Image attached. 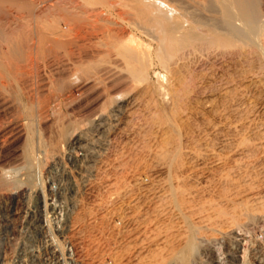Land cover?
Wrapping results in <instances>:
<instances>
[{
	"label": "rangeland",
	"instance_id": "rangeland-1",
	"mask_svg": "<svg viewBox=\"0 0 264 264\" xmlns=\"http://www.w3.org/2000/svg\"><path fill=\"white\" fill-rule=\"evenodd\" d=\"M10 1L6 0L0 4V120L4 124L0 130L3 131L7 126L15 123L20 128H17V132L19 131L17 136L12 135L13 137L7 138L9 134H6L0 139H8L4 143L0 141V264L3 261L10 262L9 264H52V261L62 257H67L64 259L67 264H264V203L259 204L251 199V194L255 192L252 189H256L257 183L264 187V177H262L264 176V61L260 52L250 47H238L229 50L215 48L208 51L201 50L193 53L194 57L185 53V58L181 55L185 61L182 59L177 63L178 65L173 66V71L176 73L173 72L174 76H172L157 61L153 53L155 43L142 29L143 24L140 22L137 25L135 12L132 9L129 11L130 7H128L123 10L125 16L115 18L107 15V17L113 18L114 22L123 26L122 30L128 33V38L134 37V41L152 49H150L151 65L148 66L150 71L147 68V76L143 74L144 80L148 77L147 82L140 80L135 83L137 80H132L126 71H121L122 67L125 70L124 65L114 61L117 58L113 56L111 60L113 63L109 66L114 69L110 71L109 68V74L94 75L95 71H93L89 75H83L85 78L80 77L86 80H80L79 77L74 79L73 74L66 73V69L71 68L73 62L83 55L76 46L91 48L109 44L111 39L116 40L115 34L118 36L121 28H116L114 25L106 26L100 21L97 22L98 24L86 25L84 18L92 19L90 16L88 18V15L84 17L83 14L85 10H90L91 3L89 5L87 0H24V2L19 0L17 4L16 0ZM162 1L177 11L179 9V12H191V14L194 12L188 0ZM86 4L89 5L88 9ZM91 6H94L93 2ZM210 11L202 14V17L212 25L220 15L218 11ZM259 11L264 28V0H259ZM75 20L82 21L77 23ZM67 25L71 28H67L70 32L64 39L57 40L58 38L49 36L50 31H46L50 26L65 28ZM260 39V46L264 50V33ZM108 41L109 43H106ZM11 42L19 46L17 50L20 53L13 59L7 57L11 47L17 48ZM66 43L72 44L73 54L65 52L62 45ZM49 47L53 48L54 57L46 53ZM78 80H80L79 84L84 81L90 83L89 88H92L84 89L89 91H84L83 94L73 90L70 94L71 100H64L65 87L75 86L76 82V86H79ZM178 86L181 87L180 90ZM159 88L161 92L167 90L165 94H170L172 90L171 93H175L172 94L175 98L174 96L172 98L171 94L163 96L164 93H160ZM107 93L108 97L111 96L110 99L106 96ZM112 96L116 101H126L129 105L126 112L117 118V122L114 120L106 126V133L97 135L90 127V121L94 116L106 113L113 106ZM158 96L161 98L159 99ZM175 102L177 105L174 104ZM75 127L86 133V139L89 142L91 140L89 144L95 142L89 147L91 148L92 145V148L95 147L93 154L97 155V158L95 157L94 163L88 167L86 173L79 171L78 163H74V160L69 158V152L66 151L68 156L64 152L68 142V139L64 138V133L73 131ZM81 128L85 130L82 131ZM15 137L17 141H12ZM241 140H244L243 143ZM261 141L263 142L260 143ZM246 143L247 147L251 145L252 149L247 148ZM32 148L36 151V155L41 152L42 163L38 162L40 168L35 166L37 161L31 157ZM241 148L244 149L240 150ZM62 150L65 153L63 155ZM44 152H47V158L44 157ZM52 156L57 159H53ZM173 158L179 161L176 162L178 168L177 166L174 168L176 164L172 163ZM224 158L231 160L229 162L226 160L224 163ZM51 159L55 162L60 160L58 163L60 167L65 166L68 177L62 173L63 170H59L58 175H47L45 170L53 162ZM218 159L221 163H218ZM251 159L257 162L252 163ZM237 165L243 169L238 168ZM232 167L234 169L237 167L235 169L237 171ZM227 172H231L230 177H233L232 173L235 175L231 177L232 184L233 182L238 184H234L235 189L229 188V183H223L225 179L220 181ZM239 180L241 182H237ZM39 181L42 184L35 185ZM58 183L66 187L64 193L66 204L63 211H56L58 212L56 216H52V209H49L51 217L49 216L47 225L42 221L39 223L40 216L36 209V216L24 222L19 219L18 213L27 206L33 210L31 200L27 202L28 205L22 201L21 195L27 192L28 186L36 193H45L48 205L54 208ZM33 185L36 186L35 189ZM158 187L160 194L164 193V198L167 197L161 206L157 205L158 199L154 197ZM181 195L184 197L182 198L184 206L177 207L176 196L181 199ZM223 195H226V198ZM233 197H240L242 201ZM219 198H222L221 201ZM228 198L231 199V204L225 206L223 201ZM188 202L194 205H189ZM252 203L254 207L250 206ZM169 205L173 208L171 209L173 214L166 215L164 211L169 210ZM245 205L249 206L246 208ZM190 206L191 208L194 206L196 210L190 209ZM256 213L260 214L259 217H256ZM64 220L69 222V233L61 234L59 223ZM184 251H186L185 259L182 254Z\"/></svg>",
	"mask_w": 264,
	"mask_h": 264
},
{
	"label": "bare ground",
	"instance_id": "bare-ground-1",
	"mask_svg": "<svg viewBox=\"0 0 264 264\" xmlns=\"http://www.w3.org/2000/svg\"><path fill=\"white\" fill-rule=\"evenodd\" d=\"M4 1H6V0H0V4H2ZM8 1V0H7ZM10 1V0H9ZM19 0H16V4L17 3H19L18 2ZM95 1H97L96 3H95ZM162 0H160V1H158V0H87V2H89V5H90V3H91V5H92V2H93V5L94 6H91L90 5V7H89V9L90 10H88V11H82L83 12V14H84V17L85 16H87L88 15V18H89V16L92 18V19H86V18H84L85 20H83V21H86L85 23H87L86 25H90V24H93V23H97L98 21H100V22H102V23H104L106 26L107 25H114V26H116V28H121V30H119V35L117 36V34H115L116 35V37H114V38H116V40L115 41H113V39H111L112 41L109 43V41L108 42H106V43H109V44H106V45H99V46H94V47H91V48H86V47H83V46H79L78 47V45L76 46L77 47V49L80 51V52H82V56L80 57H78V59L76 60L74 57V59L76 60L75 62H73L72 60V62L74 63V65L73 66H71V68H67L66 69V73H70V74H73V76H74V79H77L78 77L80 78L81 76H82V78L84 77L83 75H89V73L91 72H93V71H95V74L94 75H97V74H103V76H104V74H109L108 73V70H110L109 68H111L110 66H109V64H111V63H113V61H111V60H113L112 59V56L113 57H116L117 59L116 60H114V61H116V62H120L121 64H123L124 65V69L125 70H123V67H122V69H121V71H126V73L128 74V77H130V78H132V80H137V82H135V83H138L140 80H141V82H142V80H144L143 78L145 77L143 74H146V72H147V68L149 69V64H150V55H151V53H150V49L149 48H147V47H144L145 45H141L140 43H137L136 41H134L133 40V38L131 39V38H128L127 37V34H126V32H124L122 29H123V26L121 27L120 25H118V23H116V22H114V20H112L113 18H110L111 16H113V17H115V18H118V17H121L122 15H124L123 14V10L125 11V9L126 8H128V7H130V9H129V11L132 9L134 12H135V17L134 18H136V23H137V25L138 24H140V22L143 24V28L142 29H144V31H146L148 34H149V36L152 38V40H153V42L155 43V47H154V52L153 53H155V56H156V59H157V61L160 63V65H161V67L163 68V69H166L167 71H168V73L169 74H171L172 76H174L173 75V72H175V71H173V66L174 65H178L177 63H179V61L181 60L182 61V59H183V57L182 56H184V58H185V53H188V54H192V56H193V53H197V52H200L201 50H209V49H213V48H215V49H234V48H238V47H250V48H254L255 50H257L258 52H260V54H261V56H262V59H263V61H264V50L261 48V46H260V41H259V39H260V37L262 36V34L264 33V28L262 27V25H263V23L261 22V20H260V11H259V0H188L189 1V4H190V8L191 9H194V12L191 14V12H189V13H185V12H183V11H181V12H179V9H178V11L176 10V9H174V8H171L170 6H167L166 5V3H165V1L163 2H161ZM181 1V0H180ZM10 2H12V0L10 1ZM13 2H14V0H13ZM23 2H24V0H23ZM30 2V1H29ZM25 3H26V1H25ZM28 4V3H27ZM50 4V3H49ZM184 4V3H183ZM87 5V4H86ZM89 5H87V9H88V6ZM1 7V6H0ZM46 9V8H45ZM187 9V8H186ZM190 9V10H191ZM181 10V9H180ZM189 10V11H190ZM210 10H215V12L216 11H218L219 12V15H220V18L219 19H217V17H216V19L217 20H215L214 21V24H212V25H209L208 23H207V21H205L204 19H203V17H202V14H204L205 12H207V11H210ZM184 11H187V10H184ZM132 12V11H131ZM211 12V11H210ZM125 13V12H124ZM130 13V12H129ZM107 15H109L110 17H107ZM127 15V14H126ZM41 16V15H40ZM83 16V15H82ZM125 16V15H124ZM198 16V17H197ZM78 20V19H77ZM77 20H75L77 23H79V22H81V21H77ZM134 21V20H133ZM264 22V21H263ZM65 23V22H64ZM76 23V24H77ZM134 23V22H133ZM237 23H239V25L237 24ZM98 24V23H97ZM131 24V23H130ZM104 25V26H105ZM70 26H72L71 24H70ZM69 25H67L65 28H57V27H54V26H50V28H49V30H46V31H50L49 33H50V35L49 36H51V37H53V38H58L57 40H59V39H64V38H67V33L68 32H70L67 28H71ZM113 26V27H114ZM129 26V25H128ZM142 26V25H141ZM220 26H222L223 28H220ZM132 27V26H131ZM73 28H80V26H76V27H74L73 26ZM134 28V27H133ZM47 29V28H46ZM115 31H116V29H114ZM118 30V29H117ZM114 31V32H115ZM112 32H113V30H112ZM139 32V31H138ZM143 33V32H142ZM141 33V34H142ZM4 34V33H3ZM47 35H48V32H47ZM111 35V34H110ZM147 35V34H146ZM43 36V35H42ZM74 36V35H73ZM112 36H114V34L112 35ZM38 38V37H37ZM112 38V37H111ZM49 39V38H48ZM50 40H53V39H51L50 38ZM49 40V41H50ZM261 40V39H260ZM43 41V40H42ZM46 41H47V39H46ZM61 41V40H60ZM10 42V41H9ZM48 42V41H47ZM54 42V41H53ZM58 42V41H57ZM65 42V41H64ZM139 42V41H138ZM49 43V42H48ZM59 43V42H58ZM62 43V42H61ZM8 44V43H7ZM11 44H12V42H11ZM52 44V43H51ZM51 44H49L50 46H51ZM54 44H56V42L54 43ZM63 44V43H62ZM153 44V43H152ZM13 45V44H12ZM15 45V44H14ZM13 45V46H14ZM9 46L11 47V45H10V43H9ZM16 47L18 46L17 44L15 45ZM14 46V47H15ZM55 46H58V45H55ZM71 46H72V44L71 43H66V44H64V46L62 45V47L63 48H65V52L66 53H72V49H71ZM154 46V45H153ZM19 47V46H18ZM18 47L17 48H13V47H11V50L9 51V53L7 54V57H12V59H13V57L15 58V57H17V55H19L20 53H18ZM59 47V46H58ZM57 47V48H58ZM62 47H60V49L62 48ZM73 47V46H72ZM22 48V47H21ZM55 49H56V47H54ZM36 49V48H35ZM46 49V48H45ZM44 49V50H45ZM214 49V50H215ZM39 50V49H38ZM57 50H59V49H57ZM62 50V49H61ZM152 50V49H151ZM43 51V50H42ZM41 51V52H42ZM47 51V52H46ZM45 52L46 53H49L50 55H52L53 57H54V55L52 54L53 53V48L51 47H49L47 50H46ZM63 52H64V50H62ZM30 52V51H29ZM34 52V51H33ZM55 52V51H54ZM58 52V51H57ZM43 53V52H42ZM45 53V54H46ZM77 53H79V52H77ZM223 53V52H222ZM55 54V53H54ZM73 54V53H72ZM236 54V53H235ZM67 55V54H66ZM80 55H81V53H80ZM181 57H180V56ZM212 55V54H211ZM246 55H247V53H246ZM78 56V55H77ZM196 56V55H195ZM202 56V55H201ZM221 56V55H220ZM58 57V56H57ZM64 57H66V56H64ZM70 57V56H69ZM75 57H76V55H75ZM178 57H180V59L178 58ZM187 57V56H186ZM194 57V56H193ZM189 58H191V57H189ZM9 59V58H8ZM58 59V58H57ZM73 59V60H74ZM152 59V58H151ZM196 59V58H195ZM48 60V59H47ZM188 60V59H187ZM70 61V62H71ZM183 61H185L184 59H183ZM116 62H114V64L116 63ZM153 62V61H152ZM151 62V63H152ZM194 62V61H193ZM55 63V62H54ZM120 63H119V65H120ZM100 64V65H99ZM113 64V65H114ZM67 65V64H66ZM112 65V66H113ZM116 65H117V63H116ZM151 65V64H150ZM60 66V65H59ZM121 66V65H120ZM69 67V66H68ZM115 67V66H114ZM118 67V66H117ZM151 67V66H150ZM179 67V66H178ZM178 67H177V69H178ZM62 68V67H61ZM116 68V67H115ZM112 69H114V68H111V70L110 71H113ZM117 70H119L118 68H117ZM116 70V71H117ZM65 71V70H64ZM109 71V72H110ZM115 71V70H114ZM149 71H150V69H149ZM122 72V73H123ZM185 72V71H184ZM62 73V72H61ZM116 73V72H115ZM120 73V72H119ZM148 73V72H147ZM176 73V72H175ZM69 74V75H70ZM111 74V73H110ZM62 75V74H61ZM68 75V74H67ZM68 75V76H69ZM112 75V74H111ZM114 75V74H113ZM112 75V76H113ZM176 75V74H175ZM106 76V75H105ZM109 76V75H108ZM116 76V75H115ZM114 76V77H115ZM146 76H147V74H146ZM172 76H170V77H172ZM75 77H77V78H75ZM88 77H90V76H88ZM91 77H93V76H91ZM99 77V76H98ZM111 77V76H110ZM118 77V76H117ZM116 77V78H117ZM125 77H127V75L125 76ZM180 77V76H179ZM64 78V77H63ZM66 78H68V77H66ZM85 78V77H84ZM87 78V77H86ZM95 78V77H94ZM107 78V77H106ZM109 78V77H108ZM147 78V80H148V77H146ZM146 78H145V80L143 81V82H145L146 81ZM102 79V78H101ZM111 79V78H110ZM112 79H113V77H112ZM126 79V78H125ZM159 79V78H158ZM167 79H168V77H167ZM66 80V79H65ZM80 80H86V79H81L80 78ZM80 80H78V85L79 86H76L77 85V82L75 83L76 85L74 86V85H67V84H65V85H67V86H69V87H65L66 89L68 88V90H64L63 91V99L64 100H66V101H69V100H71L70 99V94L73 92V90H76V92L78 91V92H80V94H81V92H82V94H83V92L85 91V90H87V89H90V88H92V87H90L89 88V86L91 85L90 83H88V82H82V83H80L79 84V81ZM88 80V79H87ZM90 80H92V79H90ZM100 80V79H99ZM104 80H105V77H104ZM109 80V79H108ZM114 80V79H113ZM123 80V79H122ZM131 80V79H130ZM103 81V80H102ZM112 81V80H111ZM172 81V80H171ZM176 81V80H175ZM186 81V80H185ZM53 82V81H52ZM93 82V81H92ZM98 82V81H97ZM113 82V84H114V81H112ZM111 82V83H112ZM132 82V81H131ZM140 82V83H141ZM147 82V81H146ZM145 82V83H146ZM174 82V81H173ZM64 83H66V82H64ZM70 83V82H69ZM95 83V82H94ZM139 83V84H140ZM144 83V84H145ZM159 83V82H158ZM162 83V82H161ZM178 83V82H177ZM184 83V82H183ZM72 84V83H71ZM93 84V83H92ZM99 84V83H98ZM116 84V83H115ZM119 84V83H118ZM118 84H116V85H118ZM164 84V83H163ZM162 84V85H163ZM185 84V83H184ZM187 84V83H186ZM93 85H95V84H93ZM131 85V84H130ZM133 85H136V84H133ZM51 86V85H50ZM60 86V85H59ZM96 86V85H95ZM101 86V85H100ZM106 86V85H105ZM111 86V85H110ZM161 86V85H160ZM169 86V85H168ZM181 86V85H180ZM180 86H178V89L179 88H181ZM183 86V85H182ZM113 87V86H112ZM115 87V86H114ZM142 87H143V85H142ZM170 87V86H169ZM184 87V86H183ZM119 88V87H118ZM135 88V87H134ZM160 88H162V87H160ZM159 88V89H160ZM175 88V87H174ZM174 88H172V89H174ZM193 88V87H192ZM85 89V90H84ZM95 89V88H94ZM97 89V88H96ZM95 89V90H96ZM110 89H111V87H110ZM158 89V90H159ZM168 89V88H167ZM176 89H177V86H176ZM185 89V88H184ZM104 90H106V89H104ZM115 90H117V89H115ZM114 90V91H115ZM123 90V89H122ZM155 90V89H154ZM166 90V89H165ZM180 90V89H179ZM89 91V90H88ZM88 91H85V92H88ZM92 91V90H91ZM109 91V90H108ZM113 91V90H112ZM137 91V90H136ZM163 91V90H162ZM167 91V90H166ZM166 91H164L165 93H166ZM172 91V90H171ZM171 91H170V94L172 95V94H174L175 95V93H171ZM183 91V90H182ZM75 92V91H74ZM104 92V91H103ZM107 92V91H106ZM125 92H126V90H125ZM157 92V91H156ZM160 93H164V92H161V89H160V91H159ZM173 92H175L174 90H173ZM111 93V92H110ZM163 94V96L164 95H167V94H169V93H167V94ZM176 93H178V92H176ZM74 94V93H73ZM115 94V93H114ZM170 94H169V96H170ZM179 94H180V92H179ZM183 94V93H182ZM185 94V93H184ZM98 95V94H97ZM101 95H103V94H101ZM100 95V96H101ZM108 95V93L106 94V96ZM116 95V94H115ZM122 95V94H121ZM147 95V94H146ZM174 95H172V98H173V96ZM1 96V95H0ZM162 96V95H161ZM161 96H160V98H161ZM177 96L179 97V95L177 94ZM72 97V96H71ZM85 97V96H84ZM103 97V96H102ZM108 97V96H107ZM111 97V96H110ZM110 97H108V99H110ZM114 96H112V98H113ZM130 97V96H129ZM178 97H176V99L178 100ZM183 97V96H182ZM73 98V97H72ZM101 98V97H100ZM121 98V97H120ZM140 98V97H139ZM158 98H159V96H158ZM159 98V99H160ZM171 98V97H170ZM174 98H175V96H174ZM103 99V98H102ZM107 99V98H106ZM108 99H107V102H108ZM2 100V99H1ZM100 100V99H99ZM105 100V99H104ZM117 100H118V98H117ZM135 100V99H134ZM174 99H172V101H173ZM177 100H176V102H177ZM180 100V99H179ZM101 101V100H100ZM175 101V100H174ZM183 101V100H182ZM102 102V101H101ZM111 102H112V104H113V106L110 108V109H108V111L106 112V113H101V114H98V116H94V118H93V120H91L90 121V127L92 128V130L94 131V133L95 134H104V132H105V128H106V126H108V124L109 123H112V121H114V120H116V122H117V118H119V116L120 115H122V113L123 112H126L125 110H126V108L128 107V105H129V103L128 102H126V101H116L114 98L111 100ZM114 102V103H113ZM130 102V101H129ZM149 102V101H148ZM176 102L174 103V104H176ZM181 102V101H180ZM171 103V102H170ZM178 103V102H177ZM6 104V103H5ZM134 104V103H133ZM136 104V103H135ZM157 104V103H156ZM104 105V104H103ZM106 105V104H105ZM177 105V104H176ZM14 106V105H13ZM110 106H111V104H110ZM5 107V106H4ZM179 107V106H178ZM6 108H8V107H6ZM179 108H181V107H179ZM5 110V109H4ZM18 110V109H17ZM128 110V109H127ZM106 111V110H105ZM102 112V111H101ZM176 114V113H175ZM171 115V114H170ZM129 116V115H128ZM160 116V115H159ZM155 117V116H154ZM241 117V116H240ZM173 118V117H172ZM175 118V117H174ZM173 118V119H174ZM59 119V118H58ZM157 119V118H156ZM170 119V118H169ZM247 119H249V118H247ZM166 120V119H165ZM1 121L2 120H0V129L3 127L2 125H4V124H2L1 123ZM87 121V120H86ZM164 121V120H163ZM250 121V120H249ZM254 121V120H253ZM115 122V123H116ZM17 123H15L14 125L13 124H10V126H7V129H5V130H0V139H2V137L4 136L5 137V135L6 134H9V137L7 136V138H10V136H12V135H14V136H17V133L19 132H17V128L19 127H17V125H16ZM160 124V123H159ZM158 124V125H159ZM165 124V123H164ZM178 124V123H177ZM75 125V124H74ZM77 125V124H76ZM112 125V124H111ZM117 125H119V124H117ZM121 125V124H120ZM233 125V124H232ZM236 125V124H235ZM110 126V125H109ZM114 126H116V125H114ZM251 126V125H250ZM153 127V126H152ZM175 127L176 128H178L177 126H176V124H175ZM174 127V128H175ZM20 128V127H19ZM22 128V127H21ZM65 128V127H64ZM76 128V127H75ZM80 128V127H79ZM173 128V129H174ZM70 129V128H69ZM82 129V128H81ZM244 129V128H243ZM252 129V128H251ZM255 129V128H254ZM78 130H80V129H78V128H76V129H74L73 131L71 130V132H66V133H64L65 135V139H68V142L66 143V146H65V151L64 152H69V158L71 159H73L74 160V163H78V166L77 167H79V171L80 172H83V173H86V172H88V167H90V165L91 164H93L94 163V161H95V157L97 156V155H95L94 156V154H93V151H94V149H95V147L94 148H92L93 147V145H92V147L90 148L89 147V145H91L92 143H93V141H92V143L91 144H89L90 142H91V140H90V142H89V140H87L86 139V133L85 132H81V130L78 132ZM85 129H82V131H84ZM122 130V129H121ZM159 130V129H158ZM181 130V129H180ZM183 130V129H182ZM248 130H250V129H248ZM178 131V130H177ZM21 133V132H20ZM62 133V132H61ZM106 133V132H105ZM108 133H109V131H108ZM107 133V134H108ZM179 133V132H178ZM255 133V132H254ZM34 134V133H33ZM110 134V133H109ZM108 134V135H109ZM171 135V134H170ZM252 135V134H251ZM34 136V135H33ZM96 136V135H95ZM106 136V135H105ZM172 136V135H171ZM13 137V136H12ZM170 137V136H169ZM19 138V137H18ZM28 138V137H27ZM34 138V137H33ZM87 138H88V135H87ZM5 139V138H4ZM13 139V138H12ZM93 139V138H92ZM162 139V138H161ZM179 139V138H178ZM243 139V138H242ZM256 139V138H255ZM6 140H8V139H6ZM6 140H0L1 141V143L3 142L4 143V141H6ZM106 140V139H105ZM171 140V139H170ZM250 140V139H249ZM12 141H17V138L15 137V139L14 140H12ZM108 141V140H107ZM242 141V140H241ZM244 141V140H243ZM243 141L241 142V143H243ZM251 141V140H250ZM167 142V141H166ZM169 142V141H168ZM224 142H226V141H224ZM239 142V141H238ZM249 142V141H248ZM263 141H261L260 143H262ZM12 143V142H11ZM14 143V142H13ZM95 143V142H94ZM93 143V144H94ZM174 143V142H173ZM240 143V144H241ZM100 144V143H99ZM250 144V143H249ZM253 144V143H252ZM103 145V144H102ZM105 145V144H104ZM103 145V146H104ZM236 145V144H235ZM255 145H257V144H255ZM255 145H253V146H255ZM169 146V145H168ZM237 146V145H236ZM239 146H242V145H239ZM249 146V145H248ZM258 146V145H257ZM146 147V146H145ZM164 147V146H163ZM170 147V146H169ZM200 147V146H199ZM238 147V146H237ZM244 147V146H243ZM246 147H247V143H246ZM251 147V149H252V146L250 145L249 147H247V148H250ZM256 147V146H255ZM254 147V148H255ZM0 148H1V145H0ZM59 148V147H58ZM96 148H98V147H96ZM100 148V147H99ZM106 148V147H105ZM245 148V147H244ZM244 148H241L240 150H242V149H244ZM254 148H253V150H254ZM33 149V148H32ZM31 149V150H32ZM188 149V148H187ZM199 149V148H198ZM238 149V148H237ZM246 149V148H245ZM250 149V150H251ZM256 149V148H255ZM259 149V148H258ZM264 149V148H263ZM29 150V149H28ZM34 150V149H33ZM32 150V153H31V157L33 158V160L34 161H37V163H36V165L35 166H38V168H40L39 167V163L41 162V156H40V153L38 154V155H36V151L34 150L33 151ZM99 150V149H98ZM161 150V149H160ZM179 150V149H178ZM240 150H238L239 152H240ZM92 151V152H91ZM97 151V150H96ZM95 151V152H96ZM105 151V150H104ZM173 151V150H172ZM177 151V150H176ZM237 151V150H236ZM5 152V151H4ZM58 152V151H57ZM62 152H63V150H62ZM62 153V155L63 154H65V153ZM67 152H66V155H67ZM97 152H99V151H97ZM96 152V153H97ZM161 152V151H160ZM166 152V151H165ZM182 153H183V151H181ZM200 152V151H199ZM244 152V151H243ZM249 152H252V151H249ZM255 152V151H254ZM256 152H257V150H256ZM23 153V152H22ZM45 153V152H44ZM60 153H61V151H60ZM89 153H91V154H89ZM95 153V154H96ZM102 153V152H101ZM100 153V154H101ZM163 153V152H162ZM169 153V152H168ZM178 153V152H177ZM179 153H180V151H179ZM193 153V152H192ZM205 153V152H204ZM253 153V152H252ZM26 154H27V152H26ZM28 154H29V152H28ZM72 154V155H71ZM98 154V153H97ZM107 154V153H106ZM189 154V153H188ZM244 154V153H243ZM255 154V153H254ZM263 154H264V152H263ZM30 155V154H29ZM44 155V157L45 158H47V152L45 153V154H43ZM66 155H65V157H66ZM67 155V156H68ZM171 155V154H170ZM212 155V154H211ZM216 155V154H215ZM24 156V155H23ZM106 156V155H105ZM249 156V155H248ZM257 156V155H256ZM261 157H262V155H260ZM57 157H59V155H57ZM57 157L55 158V157H53L52 156V158L53 159H57ZM61 157V156H60ZM124 157V156H123ZM165 157V156H164ZM166 157H168V156H166ZM176 157V156H175ZM174 157V158H175ZM208 157V156H207ZM217 157V156H216ZM245 157V156H244ZM251 157H252V155H251ZM25 158V157H24ZM23 158V159H24ZM63 158V157H62ZM68 158V157H67ZM97 158V157H96ZM169 158V157H168ZM174 158H173V160H174ZM177 158V157H176ZM214 158H215V156H214ZM30 159V161H31V158H29ZM28 159V160H29ZM41 159V160H40ZM53 159H51V160H53ZM162 159H163V157H162ZM213 159V158H212ZM216 159V158H215ZM221 159H222V157H221ZM228 159H229V157H228ZM244 159H246V158H244ZM261 159V158H260ZM17 160V159H16ZM62 160V159H61ZM66 160V158L63 160V162ZM122 160V159H121ZM161 160V159H160ZM169 160V159H168ZM176 160V159H175ZM173 161L172 163H174V164H176V162H179V161ZM179 160V159H178ZM182 160V159H181ZM219 160V159H218ZM224 160H225V162L224 163H226V160L227 159H225L224 158ZM231 160V159H230ZM229 160V161H230ZM238 160V159H237ZM237 160H235V161H237ZM48 161V160H47ZM46 161V162H47ZM60 161V160H59ZM58 161V162H59ZM68 161V160H67ZM97 161V160H96ZM165 161V160H164ZM203 161V160H202ZM222 161V160H221ZM228 161V160H227ZM228 161V162H229ZM250 161V160H249ZM251 161H252V159H251ZM256 161V160H255ZM254 161V162H255ZM39 162V163H38ZM57 161L55 162L54 160H53V162H49L48 164V168L45 170V171H47V175H52V174H57V172L59 171V170H63L62 171V173L65 175V177H68L67 176V170H65L64 168H65V166L64 167H60L61 165H59V163H58ZM62 162V161H61ZM60 162V163H61ZM211 162V161H210ZM227 162V163H228ZM253 161H252V163H254ZM257 162V161H256ZM259 162V161H258ZM29 163H31V162H29ZM42 163V162H41ZM40 163V164H41ZM171 163V164H172ZM218 163H221L220 162V160H219V162ZM232 163V162H231ZM237 163V162H236ZM243 163V162H242ZM250 163V162H249ZM62 164V163H61ZM67 164V163H66ZM71 165L73 164V163H70ZM238 164V163H237ZM240 165H241V163H239ZM246 164V163H245ZM30 165V164H29ZM63 165H64V163H63ZM74 165H76V164H74ZM180 165V164H179ZM214 165V164H213ZM216 165V164H215ZM232 165V164H231ZM247 165V164H246ZM249 165V164H248ZM250 165H252V164H250ZM255 165V164H254ZM32 166H34L33 165V163H32ZM31 166V167H32ZM68 166V165H67ZM70 166V165H69ZM94 166H95V164H94ZM177 166V168H178V163L174 166V168ZM185 166V165H184ZM234 166H235V163H234ZM233 166V167H234ZM238 166V168H240L239 167V165H237ZM258 166H260V165H258ZM96 167V166H95ZM94 167V168H95ZM219 167V166H218ZM232 167V168H233ZM245 167V166H244ZM249 167V166H248ZM253 167V166H252ZM250 168V170L251 169H253V168ZM3 168V167H2ZM42 168V167H41ZM70 168H72V167H70ZM92 169H93V166L91 167ZM173 168V169H174ZM190 168V167H189ZM237 168V167H236ZM235 168V169H236ZM242 168V167H241ZM261 168H263L262 166H261ZM37 168H35V170H36ZM67 169V168H66ZM73 169V168H72ZM90 169V168H89ZM91 169V170H92ZM172 169V168H171ZM218 169V168H217ZM234 169V168H233ZM234 169V170H235ZM243 169V168H242ZM249 169V168H248ZM247 169V170H248ZM260 169V168H259ZM34 170V171H35ZM241 170V169H240ZM244 170H246V169H244ZM243 170V171H244ZM249 170V171H250ZM93 171V170H92ZM101 171V170H100ZM175 171V170H174ZM177 171V170H176ZM190 171V170H189ZM220 171H222L221 169H220ZM220 171H219V173H220ZM225 171V170H224ZM231 171H232V169H231ZM235 171H237V170H235ZM69 172V171H68ZM80 172H78L79 174H80ZM91 172V171H90ZM94 172V171H93ZM194 172V171H193ZM192 172V173H193ZM226 172V171H225ZM239 172V171H238ZM251 172H252V170H251ZM92 173V172H91ZM134 173V172H133ZM171 173V172H170ZM177 173V172H176ZM185 173V172H184ZM191 173V174H192ZM230 173L231 172H227L224 176V178L222 177V175H221V179H220V181H222L223 179H225V182H223V183H229V188L231 187V188H233V189H235L236 188V186L234 185V184H237L236 182L234 183L233 182V184H232V178L233 177H235V175H234V173H232L233 174V177L231 178L230 177ZM243 173V172H242ZM248 173V172H247ZM59 174H60V172H59ZM73 174V173H72ZM135 174V173H134ZM221 174H223V171L221 172ZM231 174V175H232ZM261 174V173H260ZM259 174V175H260ZM35 175V174H34ZM38 175V174H37ZM58 175V174H57ZM71 175V174H70ZM70 175H69V177H70ZM254 175V174H253ZM264 175V174H263ZM82 176V175H81ZM86 176H88V175H86ZM93 176V175H92ZM169 176V175H168ZM237 176V175H236ZM240 176V175H239ZM239 176H238V178H239ZM242 176V175H241ZM252 176V175H251ZM262 176V175H261ZM23 177V176H22ZM63 177V176H62ZM64 177V178H65ZM72 177V176H71ZM256 177V176H255ZM260 177V176H259ZM262 177H264V176H262ZM36 178H38V177H36ZM52 178H54L53 176H52ZM141 178V177H140ZM146 178H147V176H146ZM153 178V177H152ZM231 178V179H230ZM237 178V179H238ZM245 178V177H244ZM247 178V177H246ZM261 178V177H260ZM24 179V178H23ZM31 179V178H30ZM40 179V178H39ZM38 179V180H39ZM51 179V178H50ZM230 179V180H229ZM236 179V180H237ZM252 179H255V178H252ZM258 179V178H257ZM263 179V178H262ZM261 179V180H262ZM32 180V179H31ZM64 180V179H63ZM68 180V179H67ZM70 180V179H69ZM134 180H136V179H134ZM148 180V179H147ZM256 180V179H255ZM35 181V180H34ZM64 181H66V178H65V180ZM116 181V180H115ZM139 181V180H138ZM143 181V180H142ZM24 182V181H23ZM32 182V181H31ZM237 182H241L240 180L239 181H237ZM245 182V181H244ZM262 182L263 181H261V184H262ZM19 183V182H18ZM22 183V182H21ZM33 183V182H32ZM158 183V182H157ZM218 183V182H217ZM249 183V182H248ZM247 183V184H248ZM25 184V183H24ZM23 184V185H24ZM27 184H28V182H27ZM31 184V183H30ZM29 184V185H30ZM39 184H42L40 181H39V183L37 182V184H35V185H37V186H39ZM59 184V183H58ZM153 184V183H152ZM242 184V183H241ZM35 185H33L32 187L34 188V186ZM178 185V184H177ZM221 185L223 186V184H222V182H221ZM238 185V184H237ZM252 185H254L253 183H252ZM42 187H43V185H41ZM69 186V185H68ZM172 186V185H171ZM243 186V185H242ZM244 186H245V184H244ZM247 186V185H246ZM257 187H256V189L254 190V188L252 189L253 191H255V192H253V194H251V196H252V200L253 201H257V203L259 202V204H260V202H262V203H264V187L263 186H261L259 183H257V185H256ZM31 187V186H30ZM36 187V186H35ZM58 189H57V191H58V194H57V199H55V201L56 202H54L55 203V205L53 206L54 208H52V207H50V205H48V203H47V201L48 200H46L47 198H46V196L44 195L45 193H36V191H34V190H32V188H30L29 189V186H28V190H26L27 192H25V194H22L21 196H22V201H24V202H26V204H27V202L29 201V200H31L33 203H32V209L33 210H30V207L29 206H27L26 208H25V210H23L22 212H20V213H18V216H19V219L21 218L22 219V221L24 222V220L26 221V219H29V218H32V217H34V216H36V214H37V212H38V214H39V223H41V221H42V223H46V225H47V223H48V220H49V216L51 217V215L53 216H56V214L58 213H56V211H63V209H65L64 208V206H65V198H64V193H65V189H66V187L64 188L63 187V185L62 184H59L58 185ZM140 187V186H139ZM160 187V186H159ZM158 187V191H157V193L155 194V198L156 199H158L157 201H158V203H157V205L159 204L160 206H161V204L163 203V200L165 199L166 200V198H164V193L161 195L160 194V188ZM177 187V186H176ZM201 187V186H200ZM239 187V186H238ZM247 187H249V186H247ZM179 188V187H178ZM193 188V187H192ZM228 188V189H229ZM35 189V188H34ZM41 189H43V188H41ZM127 189V188H126ZM125 189V190H126ZM164 189V188H163ZM181 189V188H180ZM179 189V190H180ZM195 189V188H194ZM193 189V190H194ZM251 189V188H250ZM153 190V189H152ZM157 190V189H156ZM166 190V189H165ZM170 190V189H169ZM177 190V189H176ZM192 190V189H191ZM239 190V189H238ZM20 191V190H19ZM37 191H39V190H37ZM141 191V190H140ZM171 191V190H170ZM189 191V190H188ZM243 191V190H242ZM241 191V193H243ZM248 191H250L249 190V188H248ZM41 192V191H40ZM154 192V191H153ZM177 193H179L178 191H176ZM182 192V191H181ZM194 192V191H193ZM225 192V191H224ZM228 192V191H227ZM230 192H231V190H230ZM229 192V193H230ZM232 192H234L233 190H232ZM251 192V193H252ZM131 193V192H130ZM177 193H175V195L177 194ZM191 193V192H190ZM234 193H236V191L234 192ZM233 193V194H234ZM238 193V192H237ZM240 193V192H239ZM245 193V192H244ZM126 194V193H125ZM183 194V193H182ZM193 194V193H192ZM225 194H228V193H225ZM157 195V196H156ZM205 195V194H204ZM230 195V194H229ZM241 195V194H240ZM243 195V194H242ZM246 196H248L247 194H245ZM16 196V195H15ZM54 196V198H55V195H53ZM147 196V195H146ZM179 196V195H178ZM188 196H190L189 194H188ZM195 196V195H194ZM193 196V197H194ZM224 196V195H223ZM235 196H237V195H235ZM244 196V195H243ZM138 197V196H137ZM171 197V196H170ZM187 197V196H186ZM200 197V196H199ZM225 198H226V195L224 196ZM224 197H222L223 198V200H224ZM17 198L19 199V197L17 196ZM134 198V197H133ZM182 198H184V197H182V195H181V199H178L177 198V196H176V205H177V207H182V205L184 204V200L182 199ZM189 198V197H188ZM221 198V199H222ZM229 198H231V195L229 196ZM225 199V201H223V203L225 202V206H227V204L229 205V204H231V199ZM234 199H237L238 197H233ZM240 198V197H239ZM237 199V200H241V198L240 199ZM244 198H245V196H244ZM250 198V197H249ZM196 199V198H195ZM195 199H192V200H194L195 201ZM201 199V198H200ZM211 199V198H210ZM221 199L219 198V200L221 201ZM246 199H247V197H246ZM250 199V200H251ZM164 200V201H165ZM170 200V199H169ZM244 200V199H243ZM21 201V200H20ZM123 201H124V199H123ZM122 201V202H123ZM189 201V200H188ZM210 201V200H209ZM232 201H233V199H232ZM242 201V200H241ZM248 202H249V200H247ZM247 201H245V203H247ZM252 201V202H253ZM130 202V201H129ZM137 202V201H136ZM198 202V201H197ZM214 202H216V201H214ZM218 202V201H217ZM23 203V202H22ZM124 203V202H123ZM131 203V202H130ZM141 203V202H140ZM189 203V202H188ZM205 203H208V201L206 202L205 201ZM234 203V205H235V202H233ZM244 203V202H243ZM244 203V204H245ZM255 203V202H254ZM30 204V203H29ZM171 204H172V202H171ZM193 204V203H192ZM192 204H190L189 203V205H192ZM200 204V203H199ZM203 204V203H202ZM211 204V203H210ZM209 204V205H210ZM239 204V203H238ZM243 204V205H244ZM28 205V204H27ZM53 205V204H52ZM172 205H174V204H172ZM188 205V204H187ZM194 205V204H193ZM234 205H232V206H234ZM242 204H241V206H243ZM250 205V204H249ZM249 205H247V206H249ZM256 205V204H255ZM67 206H68V204H67ZM66 206V207H67ZM159 206V207H160ZM170 206V205H169ZM184 206V205H183ZM231 206V205H230ZM239 206V205H238ZM246 206V205H245ZM247 206H246V208H247ZM250 206H253L254 207V205H253V203H252V205H250ZM261 206H263V205H261ZM260 206V207H261ZM188 207V206H187ZM193 208H191V206H190V209H194V210H196V208H194V206H192ZM201 207V206H200ZM203 207V206H202ZM205 207H209V206H205ZM211 207V206H210ZM257 207H258V205H257ZM257 207H255L256 208V210H257ZM264 207V206H263ZM167 208V207H166ZM165 208V209H166ZM169 208V207H168ZM189 208V207H188ZM236 208V207H235ZM37 210V212H36V210ZM49 209H52V214L50 215L49 214ZM140 209V208H139ZM161 209V208H160ZM171 209H173V208H171V206H170V208H169V210L168 209H166L165 211H164V213L167 215V214H173L172 213V210ZM182 208H180V210H181ZM202 210L204 209V208H201ZM245 209V208H244ZM250 210H251V208H249ZM49 210V211H48ZM162 210H164V209H162ZM161 210V211H162ZM187 210H189V209H187ZM216 210V209H215ZM175 211V210H174ZM182 212H183V210H181ZM200 212H201V210H199ZM205 211V210H204ZM160 212V211H159ZM163 212V211H162ZM215 212V211H214ZM228 212V211H227ZM256 212V211H255ZM17 214V213H16ZM157 214V213H156ZM238 214V213H237ZM236 214V215H237ZM244 214V213H243ZM254 215H255V213H253ZM257 214V213H256ZM189 215V214H188ZM221 215V214H220ZM226 215V214H225ZM258 215H260V214H257L256 215V217L258 216ZM162 216V215H161ZM161 216H160V218H161ZM182 216V215H181ZM231 216V215H230ZM237 216H239V215H237ZM236 216V217H237ZM245 216V215H244ZM249 216V215H248ZM248 216H246L247 218H250V217H248ZM251 216V215H250ZM147 217V216H146ZM156 217H158V216H156ZM259 217V216H258ZM53 218V217H52ZM57 218V217H56ZM128 218V217H127ZM131 218V217H130ZM188 218V217H187ZM18 219V218H17ZM51 219V218H50ZM147 219V218H146ZM191 219V218H190ZM211 219V218H210ZM233 220H234V218H232ZM237 219V218H236ZM238 219H240V217L238 218ZM6 220V219H5ZM33 220V219H32ZM150 220V219H149ZM148 220V221H149ZM205 220V219H204ZM215 220V219H214ZM19 221V220H18ZM30 221V220H29ZM44 221V222H43ZM152 221H154V219L152 220ZM151 221V222H152ZM160 221V220H159ZM203 221V220H202ZM150 222V221H149ZM156 222V221H155ZM187 222V221H186ZM204 222V221H203ZM23 224V223H22ZM26 224V223H25ZM144 224V223H143ZM146 224V223H145ZM144 224V225H145ZM235 224V223H234ZM30 225V227H31V224H29ZM58 225V224H57ZM155 225V224H154ZM59 226H60V229H61V234H63V232H68L69 230H68V227H69V222L67 221V220H64V221H61V223H59ZM58 226V227H59ZM24 227H27V226H24ZM36 227V226H35ZM38 227V226H37ZM48 227V226H47ZM239 227V226H238ZM40 228V227H39ZM162 228V227H161ZM210 228V227H209ZM218 228V227H217ZM59 229V230H60ZM136 229V228H135ZM190 230H191V228H190ZM45 231V230H44ZM18 232V231H17ZM20 232V231H19ZM27 232V231H26ZM142 232V231H141ZM147 232V231H146ZM160 232V231H159ZM59 233V232H58ZM69 233V232H68ZM67 233V234H68ZM31 234V233H30ZM40 234H41V232H40ZM141 234V233H140ZM171 234V233H170ZM42 235V234H41ZM59 235V234H58ZM137 235V234H136ZM159 235H161V234H159ZM226 235V234H225ZM31 236V235H30ZM62 236V235H61ZM67 236V235H66ZM32 237V236H31ZM36 237V236H35ZM40 237V236H39ZM55 237V236H54ZM138 237V236H137ZM38 238V237H37ZM32 239V238H31ZM130 239V238H129ZM133 239V238H132ZM135 239H136V237H135ZM134 239V240H135ZM33 240V239H32ZM131 240V239H130ZM35 241V240H34ZM33 241V242H34ZM43 241V240H42ZM16 242V241H15ZM166 243V242H165ZM196 243V242H195ZM57 245V244H56ZM13 246V245H12ZM51 246V245H50ZM49 246V247H50ZM11 247V246H10ZM29 248H31V247H29ZM150 248V247H149ZM189 248V247H188ZM33 249V248H32ZM54 249V248H53ZM166 249V248H165ZM35 250V249H34ZM33 250V251H34ZM144 250V249H143ZM159 251V250H158ZM31 253H32V250L30 251ZM54 252V251H53ZM60 252V251H59ZM188 252V251H187ZM30 253V254H31ZM62 253V252H61ZM64 253V252H63ZM66 253V252H65ZM1 254V253H0ZM49 254H50V252H49ZM56 254V253H55ZM59 254V253H58ZM182 254H183V258H184V256H186V251H184V253L182 252ZM54 255V254H53ZM65 255V254H64ZM63 255V256H64ZM68 255V254H67ZM25 256V255H24ZM30 256V255H29ZM49 256V255H48ZM0 257H1V255H0ZM54 257H56V256H54ZM58 257V256H57ZM60 257H62V255L60 256ZM27 258V257H26ZM38 258V257H37ZM52 258V257H51ZM67 257H62V259L61 258H57L56 260H54V261H52V264H67L66 262H64L65 260L64 259H66ZM70 258V257H69ZM185 259V258H184ZM187 259V258H186ZM0 260H1V258H0ZM4 260V259H3ZM52 260V259H51ZM182 261H183V259H181ZM154 261V260H153ZM38 262V261H37ZM51 262V261H50ZM77 262V261H76ZM186 261H184V263H185ZM9 264V263H7V262H4L3 261V263L2 264ZM50 264V263H49Z\"/></svg>",
	"mask_w": 264,
	"mask_h": 264
}]
</instances>
